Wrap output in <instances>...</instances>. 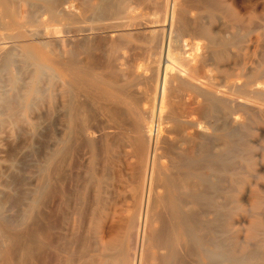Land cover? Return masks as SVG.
<instances>
[{"label":"bare ground","instance_id":"bare-ground-1","mask_svg":"<svg viewBox=\"0 0 264 264\" xmlns=\"http://www.w3.org/2000/svg\"><path fill=\"white\" fill-rule=\"evenodd\" d=\"M45 76L58 86L61 107L56 133L51 129L44 139L40 185L27 195L26 226L40 200L54 196L53 182L67 170L64 165L78 180L83 148L91 153L99 181L93 197L99 201L98 177L117 161L113 152L117 157V148L128 146L132 203L123 216L116 204L107 213L93 211L95 227L102 223L96 253L88 257L89 246L81 244L73 261L251 264L257 256L264 264V256L248 253L246 245L237 252L239 232L248 239L264 233L263 211H257L264 209L257 181L264 178V129L255 127L264 121V2L0 0V114L20 117ZM94 110L105 121L95 119ZM21 120L27 122L23 115ZM256 134L260 142L251 143L248 137ZM247 198L251 208L243 204ZM1 203L0 264H41L39 257L49 251L60 264L53 212L44 215L43 237L33 225L22 234ZM240 212L252 219L238 225Z\"/></svg>","mask_w":264,"mask_h":264},{"label":"rangeland","instance_id":"rangeland-1","mask_svg":"<svg viewBox=\"0 0 264 264\" xmlns=\"http://www.w3.org/2000/svg\"><path fill=\"white\" fill-rule=\"evenodd\" d=\"M256 1L258 2V4H263V2H264V0H256ZM64 3H66V4L67 3L76 4L77 0H67V1L64 0ZM251 50L253 51V48ZM46 78L47 77L45 76V78L43 77V80H42L43 81V83H42L43 87H42V90L40 91V93L41 92L42 93L41 94L37 93V94H35L32 97V99H33L32 101H34L36 99V102L35 101L34 102L31 101V105H30L31 108L28 107V108H25L23 111L21 110V113H22L21 116L23 115L24 119H26L27 122H23L21 120V116L19 117L18 114H14L13 115V114L10 113L12 115V117L14 116L13 118H15V119L11 118V116H9L10 118L7 117V115H10V114H8L9 112H7V113L4 112L3 114H0V119H1V122H0V132H1L0 133V175L1 176H0V178L2 177V179H0V182H1L0 183V189H1L0 192L2 193V194L0 193V201H2L1 206H3L2 204H4V209H6L5 210V212H6L5 214H6V219L9 221V224L10 225L12 224V227L15 228V229L17 228L16 230L17 231L19 230L18 232H20L22 234H25L32 227L31 225H33V228H36V230H38V232L40 233V237H43L41 231H42V229L46 228V226H45L46 225V220L44 218L46 216L45 214H49L50 212H53L52 214H54L53 215L54 217L53 216L52 217L54 219L53 220L54 228L52 229V235L54 234L53 237L56 236L54 239L58 241L57 242L59 244L58 246H61V248L63 249V251L60 252L61 253L60 264H64L65 263V259L64 258L68 259V257H71V256H73V257H71V259H69L68 262H71L70 264H77L78 258L76 257L77 261H75V260L73 261V259H75L74 256H77L78 246H82L83 244H87V246H89V248H88L89 251H87V252H89L88 254H90V255H88V254L87 255L90 258L96 253L95 251H93L95 249V247H93V246H97L96 242H97V240L100 239V231H101L102 223H100V227H98V226L95 227L96 222H95V219H93L92 212L93 211L96 212V211H99L101 209H102V212H103V209H104V211L107 213L108 212L107 210L108 209H113L114 205L116 204L117 206L116 205L115 206L119 210L122 211V216L127 213L126 209H127L128 205H131L130 203H132V200H131V198L129 196V189L134 183L131 180V173H130V170L128 169L129 165H127V162H132L134 160V157L132 155H130L131 150H130V147H128V146L127 147L124 146L125 148L119 146L117 148V151H116L117 157L114 155V152H113V156L116 158L117 161H115V164H113V167L112 166L108 167L107 168L108 170H105V173H107L106 174L107 176L105 175V176H103L101 178L98 177V179L101 182V188H102L101 192H100L99 201H98L96 197H93V192H94V194L98 193L97 191H95L96 186L94 184H96L99 181L96 180V178L94 177L95 175L93 173V168H91L92 167V165H91L92 163H91V160H90V157H89V156H91L90 150L87 147L83 148L80 151L81 152V156H80V159H79L80 162H79L78 168H77V173H79L78 174L79 175L78 180L75 182V181H73L71 179V177H72V171H71L72 167L67 164L66 165L67 168H65V165H64V169L69 170V172H67V173H70L69 174L70 176L68 177L67 176L68 174L66 173L67 170H64V174H63L64 176L60 175L61 178L57 177L55 182H53V194H54V196L52 195V197H50V200L47 199V201L46 200L43 201L42 199L40 200V204L38 205L37 208H38L39 211L40 210H42V211L39 212L36 209V211H35L36 212L35 213L36 214L35 220L31 224L28 222L29 224H27V226H28L27 227L26 226V221L24 222V220L26 219L25 212H27V209H28V198H27V195H30V192H32L31 190H34L38 184L40 185V182H41V180H40L41 179V174L40 173H42L41 172L42 171L41 167H42V165L44 163V160H45V158H44L45 157V151H44L45 150V146L44 145L46 144V141H47V140H44V139L47 137L46 134L50 133L51 129L54 131L56 129V127H58V125H57L58 124L57 123L58 122V118H59L58 114L60 112V107H61L60 103H58V102H60V96L57 95V94H59V88H57L58 90H56V87H58V86L57 85H52L49 82L48 78L47 79ZM46 80L49 83L46 82L47 83L46 84L45 83ZM44 85H45V87H44ZM46 85H48L49 88ZM21 88H19V89L21 91H23L22 93H26V90H27L26 87H24L26 90L24 88H22V89ZM52 88L54 90H52ZM45 94H47V95H45ZM94 111L96 113L95 116H94L95 119H96V116L98 115L97 116L98 117L97 120L105 121V119H106L105 115L104 116L101 115L97 110H94ZM18 113L20 115V112H18ZM155 113H154V115H155ZM15 115H17V117ZM100 115H101V117H100ZM102 117H103V119H101ZM154 118H155L154 120H156L157 115H155ZM53 121L56 124H54ZM48 122H53V123L51 124V123H48ZM2 125H4L6 127V130H5V127L2 126ZM21 125H23V126H21ZM49 125L52 128H50ZM46 126L49 127V128H46ZM255 127L264 129V121H261V123L255 125ZM56 130H55L54 133H56ZM44 132H45V135H44ZM51 134L53 135L52 132H51ZM53 136H55V134ZM255 139H256L257 142L255 141ZM248 140L251 141V143H258V142H260V136H259V134L258 135L257 134L256 135H252V136L248 137ZM252 140H254V141H252ZM120 151H122V152H120ZM121 153L123 155H121ZM127 153H128V156L130 157L129 159H127ZM29 158H31V159H29ZM81 158H82V160H81ZM10 160H11V162H10ZM87 161H88V163H86ZM6 165H8V167ZM14 166H16V167H14ZM39 166H41V167H39ZM121 168H122L123 172H122ZM114 169H116V171ZM118 169H120V171ZM111 170H113V171H111ZM4 171H5V173H4ZM117 173H118V175H117ZM125 175L126 176H130V177H126ZM62 177H63V179H62ZM91 177H92V179H91ZM122 178H124V179H122ZM63 180H64V182H63ZM6 181H8V182H6ZM65 181L66 182L68 181L69 183L68 182L65 183ZM257 181L260 182V183H258L260 185L259 187L261 189H263L264 188V186H263L264 185V178H260ZM31 182H32V184H31ZM73 182H75L74 183L75 185H73ZM54 183L56 185H54ZM64 184H68V185L70 184L69 185V187H70L69 189L70 190L68 189L69 192L66 191V193H63L64 186L65 187L68 186V185L66 186ZM80 184H82V185H80ZM75 186H77V187L75 188ZM89 186H91L93 189L91 187H89ZM114 186H116V187H114ZM11 187L13 189H11ZM254 187H258V186L252 184L251 188H254ZM21 188H24L26 190L21 189ZM61 189H62V191H61ZM58 192H59V194H57ZM19 194H21V195H19ZM70 194H72V195H70ZM73 195L75 196V198H74ZM262 195H263V193H262ZM10 196H11L12 199L9 198ZM24 197H26V198H24ZM54 197H56V198H54ZM91 198L93 199V201H92ZM120 199H121V201H120ZM11 200H13V201H11ZM53 200H55L57 203L55 201L53 202ZM100 200H101V202H100ZM79 201H80V203H78ZM91 201H92V203H91ZM46 202H49V204L46 203ZM243 202L242 203L244 204V206H246L247 208H251L252 200L250 198H247ZM45 204L48 207L53 208L56 211H54L53 209L50 210V208H48L47 206H46L47 207L46 208ZM125 205H127V206L125 207ZM54 206L55 207L57 206L58 208L56 207L57 208L56 209V208H54ZM110 206H113V207L109 208ZM263 206H264V198H263ZM7 207H9V209ZM85 207L86 208L88 207L87 210H89V211H87L85 209ZM91 208H93V210ZM106 208H107V210H106ZM257 211L260 212V213L263 211L262 212L263 215H261V216L264 217V209L261 210V208H260ZM83 212L85 213L84 217H86V219L83 217V214H84ZM89 212H91V213L89 214ZM102 212H101L102 215L106 214L105 212H104L105 214L102 213ZM243 213H245V215ZM86 214H89V216L91 218L88 215L86 216ZM94 215H95V213H94ZM236 216H238V217H235V220H237V224L238 225L241 222H243L242 220H244V222H246V221H249L250 219H252V217L248 216V214H246V212H240ZM7 217H9V218H7ZM10 218L12 220H10ZM94 218H95V216H94ZM15 219H16V222H15ZM58 219H60V220H58ZM102 219H104V218H102ZM240 220H241V222H240ZM86 221H87V223H86ZM26 228H28V229H26ZM96 228H97L98 232H96ZM242 235H245V238H243L244 236H242ZM76 236H79V239L82 242V243L79 242L80 245L78 244L77 240L75 242ZM237 236H238V240H239V244H240V245L238 244V246H237L238 254L241 252L240 250H242V249L240 247H242L241 244H243L244 247L246 245L245 249H246V251L248 253H251L253 251V253H257L258 252V253H260V254H262L264 256V233H259L258 235H256L254 238H251V239H248L246 237V234L243 233V232H239ZM84 242H86V243H84ZM92 243H94V244H92ZM66 244H68V245H66ZM249 244H251V245H249ZM252 245H253V247H252ZM249 247L252 248V249H250ZM253 248H254V250H253ZM68 249H69V251H68ZM47 251L48 250H46V252ZM254 251H256V252H254ZM50 252L51 251L48 252V254H50L48 258H47V256H48L47 253H45L44 257H39V258H41V261L39 259V262H42V260H44V262L41 263V264H55V261L51 260V257H54V255H52L54 253L51 254ZM255 259H251L250 263L251 264H253V262L256 263V261L258 260L256 264H261L262 258H259V257L256 256ZM48 261H50L52 263H50ZM67 264H69V263H67Z\"/></svg>","mask_w":264,"mask_h":264}]
</instances>
